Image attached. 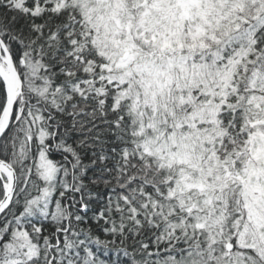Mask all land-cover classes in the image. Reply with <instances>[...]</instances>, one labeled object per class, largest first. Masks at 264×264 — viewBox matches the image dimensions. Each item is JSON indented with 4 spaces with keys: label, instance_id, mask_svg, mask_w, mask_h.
<instances>
[{
    "label": "snow or ice",
    "instance_id": "snow-or-ice-1",
    "mask_svg": "<svg viewBox=\"0 0 264 264\" xmlns=\"http://www.w3.org/2000/svg\"><path fill=\"white\" fill-rule=\"evenodd\" d=\"M0 264H264V0H0Z\"/></svg>",
    "mask_w": 264,
    "mask_h": 264
}]
</instances>
